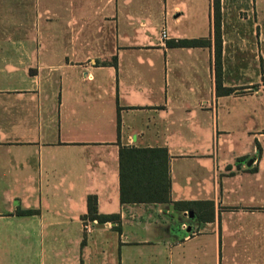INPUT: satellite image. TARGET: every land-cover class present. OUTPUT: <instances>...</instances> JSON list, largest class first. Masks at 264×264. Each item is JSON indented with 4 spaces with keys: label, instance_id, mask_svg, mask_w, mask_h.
Here are the masks:
<instances>
[{
    "label": "crops",
    "instance_id": "0c3cea01",
    "mask_svg": "<svg viewBox=\"0 0 264 264\" xmlns=\"http://www.w3.org/2000/svg\"><path fill=\"white\" fill-rule=\"evenodd\" d=\"M215 2L0 0V264H264V18L220 0L219 94Z\"/></svg>",
    "mask_w": 264,
    "mask_h": 264
},
{
    "label": "trees",
    "instance_id": "16d2710c",
    "mask_svg": "<svg viewBox=\"0 0 264 264\" xmlns=\"http://www.w3.org/2000/svg\"><path fill=\"white\" fill-rule=\"evenodd\" d=\"M215 26H216V71H217V88L219 94L222 92L230 93L232 90L230 89H223L222 88V40H221V9H220V0H216L215 2ZM176 47H205L210 46V41L207 40H181L174 44ZM160 152H163L165 156L167 157V151L165 149L159 150ZM153 152H157V150H142V149H124L121 153V160H123L125 154H133V157L136 158V160H143L145 154H150ZM122 170H121V179H122V195L121 200L122 203H126L128 201L133 200H159L160 202H170V181L167 176V166L164 165V175H163V195H156L154 193L149 194V196H135L133 198H128L125 195L124 192V181H125V168L124 163H122ZM156 177V175H154ZM153 178V186L155 187L156 179ZM159 185H160V178H159ZM159 189L161 187L159 186ZM199 203L193 202V203H184V202H176L174 203V206L176 209L179 210H191L193 213L196 214V206ZM98 202L97 198L95 196H89L88 197V213L85 216L84 219L95 221L97 220L100 224H104L108 221H114L118 219V216L116 215H110V216H104L98 214ZM19 214L21 215H27L32 214L34 211H28V210H19Z\"/></svg>",
    "mask_w": 264,
    "mask_h": 264
},
{
    "label": "rangeland",
    "instance_id": "374dc122",
    "mask_svg": "<svg viewBox=\"0 0 264 264\" xmlns=\"http://www.w3.org/2000/svg\"><path fill=\"white\" fill-rule=\"evenodd\" d=\"M257 9H258V11L259 12H261L262 13V15H263V18H264V0H257ZM225 118V115H220V124H221V122H222V119H224ZM236 123V125H238V127H240V122H235ZM250 124H252V122H250ZM237 127V128H238ZM236 137V136H235ZM240 139H234V142H236V141H239ZM220 141H222V139L220 140ZM240 142V141H239ZM221 143H220V150H222V148H221ZM242 145H245V137H244V143L242 144ZM235 147L237 148L238 147V149H240L242 146H241V143H237V144H235ZM235 148V149H236Z\"/></svg>",
    "mask_w": 264,
    "mask_h": 264
},
{
    "label": "built area",
    "instance_id": "2783aa9c",
    "mask_svg": "<svg viewBox=\"0 0 264 264\" xmlns=\"http://www.w3.org/2000/svg\"><path fill=\"white\" fill-rule=\"evenodd\" d=\"M169 39L168 31L166 28H164L161 32V40L166 41ZM91 226H86V230H90Z\"/></svg>",
    "mask_w": 264,
    "mask_h": 264
},
{
    "label": "water",
    "instance_id": "95a60500",
    "mask_svg": "<svg viewBox=\"0 0 264 264\" xmlns=\"http://www.w3.org/2000/svg\"><path fill=\"white\" fill-rule=\"evenodd\" d=\"M252 162H250L251 164ZM97 228H104V225H98Z\"/></svg>",
    "mask_w": 264,
    "mask_h": 264
}]
</instances>
